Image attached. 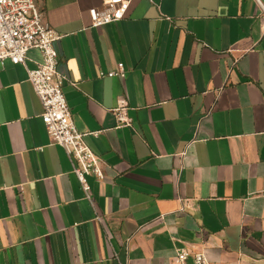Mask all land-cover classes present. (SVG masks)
Here are the masks:
<instances>
[{
	"label": "crops",
	"instance_id": "0c3cea01",
	"mask_svg": "<svg viewBox=\"0 0 264 264\" xmlns=\"http://www.w3.org/2000/svg\"><path fill=\"white\" fill-rule=\"evenodd\" d=\"M35 1L105 177L87 198L51 142L41 52L0 65V264H264V0H132L99 28L104 0Z\"/></svg>",
	"mask_w": 264,
	"mask_h": 264
},
{
	"label": "built area",
	"instance_id": "2783aa9c",
	"mask_svg": "<svg viewBox=\"0 0 264 264\" xmlns=\"http://www.w3.org/2000/svg\"><path fill=\"white\" fill-rule=\"evenodd\" d=\"M132 0H104L101 8H91L89 17L91 27L99 28L121 21ZM151 1L152 0H148ZM60 39L57 32L47 23L44 13L35 0H0V65L7 60L13 64H26L27 54L31 49H38L42 54V63L35 69L28 70L29 81L43 106L42 120L50 140L60 145L66 152L72 171L79 180L87 198L91 187L88 176L98 181L105 177L102 158L86 142L88 133L80 132L73 120L64 86L71 83L59 68V53L56 42ZM124 64L109 72L108 77H124ZM73 85V84H72ZM118 126H131L127 114V104L121 100L113 109ZM98 136L99 132L89 133ZM189 252L180 250L177 255L179 264H214L199 253L188 263Z\"/></svg>",
	"mask_w": 264,
	"mask_h": 264
}]
</instances>
